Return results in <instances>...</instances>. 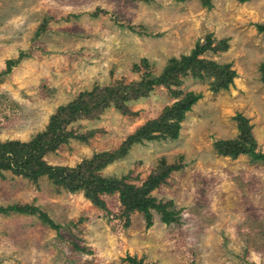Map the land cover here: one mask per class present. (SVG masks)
Masks as SVG:
<instances>
[{"label": "rangeland", "instance_id": "rangeland-1", "mask_svg": "<svg viewBox=\"0 0 264 264\" xmlns=\"http://www.w3.org/2000/svg\"><path fill=\"white\" fill-rule=\"evenodd\" d=\"M258 24L264 0H0V143L30 141L76 102L78 114L61 123L72 134L45 152L48 164L80 167L86 182L101 175L132 192L168 165L181 166L150 193L172 202L177 221L163 223L153 211L150 228L142 212L116 216L118 193L104 196V209L87 197L91 186L70 192L47 176L5 172L0 206L38 207L57 228L38 214H0V264H132L128 256L144 264H264V161L223 156L216 147L239 138L242 115L264 152ZM197 45L207 47L200 65L145 86ZM9 60L18 62L5 73ZM229 70L234 84L214 90ZM188 92L203 97L177 139L135 143L100 166L104 152L119 150Z\"/></svg>", "mask_w": 264, "mask_h": 264}, {"label": "trees", "instance_id": "trees-1", "mask_svg": "<svg viewBox=\"0 0 264 264\" xmlns=\"http://www.w3.org/2000/svg\"><path fill=\"white\" fill-rule=\"evenodd\" d=\"M239 1L246 2L248 0ZM257 28L259 32L264 34V24H258ZM210 43L211 42L209 41V46ZM205 48L207 47L197 45L191 55H182L180 59L176 57L171 58L168 61L167 66L164 68L163 74L159 77L150 79L145 86L150 90L155 84L166 85L175 75L181 73L184 74L189 68L200 65L196 58ZM17 62L18 60H9L5 73H9ZM224 68H230V65H226ZM262 68L264 70V64ZM227 74L229 75L228 77L221 79L219 83L213 84L214 90L229 89L230 85L234 84L233 75H235L236 72L234 70H229ZM134 93L144 94L139 88H136ZM202 97L203 95L201 93L188 92L183 100L167 107L159 119L149 121L135 133L128 136L119 150L114 153L104 152L102 156H106L107 159L100 166H105L115 158L124 156L135 143H142L144 140L162 138L177 139L180 135L181 123L185 119L186 113L191 111L192 107ZM80 109L81 107L76 105V102H72L66 107L59 108V110L51 117L46 131L38 133L30 141L9 140L0 143L2 148L0 153V177H4V174L7 171L33 181L38 180L42 176H47L54 183L64 185L70 192H77L87 189V186H91V188L89 187L90 189L89 193H87V197L90 198L96 206L104 209H107V202L104 199V196L118 193L122 205L119 214L116 216L123 219L125 214L127 215L129 212H142L146 218L148 228L153 225V211L160 214L163 223L170 224L177 221L175 211L169 208V206L172 205V202H158L155 197L150 196V193L165 183L173 171L179 170L181 166L178 164L168 165L163 171L151 175L144 182L141 189L132 192V189L135 187H129V185L126 184L122 189L121 184H117L119 181H112L101 175H96L91 181L86 182L81 177L80 167L69 168L67 166H53L44 160L43 157L45 152L50 149H56L62 142L67 141L72 134L66 132L62 127L61 123L64 117L70 114L77 115ZM236 118L240 130L239 138L235 140L218 141L216 143L218 152L223 156H231L233 158H236L241 154H248L254 161H264V152L256 151L257 140L253 135V127L249 124V120L242 115H238ZM74 137L85 140L84 136L75 135ZM10 213L29 215L38 214L44 222L57 228V225L54 224L51 218L38 207L19 204L0 206V214L8 215ZM127 260L132 264H144L142 260H138L131 256H128Z\"/></svg>", "mask_w": 264, "mask_h": 264}]
</instances>
